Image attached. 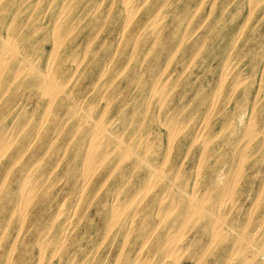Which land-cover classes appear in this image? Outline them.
Here are the masks:
<instances>
[{
	"label": "rangeland",
	"instance_id": "374dc122",
	"mask_svg": "<svg viewBox=\"0 0 264 264\" xmlns=\"http://www.w3.org/2000/svg\"><path fill=\"white\" fill-rule=\"evenodd\" d=\"M121 1L3 3L0 51L16 40L13 62L31 57L38 76L62 3L68 15L53 71L62 90L52 104L27 72L0 85V141L14 140L0 155V264H170L167 250L176 264H225L238 236L246 249L232 264H264V0H134L126 27ZM155 12L165 14L156 27ZM97 121L107 152L82 182L80 150ZM38 128L41 142L15 154ZM9 161L16 168L6 174ZM21 167L35 174L39 195L8 223L16 199L6 204L4 189L19 193ZM214 224L231 233L226 248L210 240Z\"/></svg>",
	"mask_w": 264,
	"mask_h": 264
},
{
	"label": "bare ground",
	"instance_id": "6f19581e",
	"mask_svg": "<svg viewBox=\"0 0 264 264\" xmlns=\"http://www.w3.org/2000/svg\"><path fill=\"white\" fill-rule=\"evenodd\" d=\"M134 0H122L121 1V11L123 12V25L126 27L128 24H130L135 16V12L137 11V8L135 6V4L133 3ZM142 1V0H141ZM37 2V1H36ZM138 2V1H137ZM143 2V1H142ZM248 2V1H247ZM3 3H5V0H0V13H1V10H2V7H3ZM48 3V2H47ZM62 3V2H61ZM98 3V2H97ZM144 3V2H143ZM256 3V2H255ZM85 4V3H84ZM98 4H101V3H98ZM142 4V3H141ZM140 4V5H141ZM30 5V4H29ZM69 5V4H68ZM114 5V4H113ZM198 5V4H197ZM249 5V4H248ZM97 6V5H96ZM60 8V7H59ZM83 8V7H82ZM108 8V7H107ZM106 8V9H107ZM198 8V7H197ZM33 9V8H32ZM66 9V5L65 3H62V10H61V13L60 15L57 17V19L55 20L56 21V29H57V32H56V39H55V44H54V48H53V51L51 52L50 56H49V63H48V66H47V70L40 76L38 75H35L33 72V66H35V62L34 60L31 58V57H28V58H24V60H22L21 62H16L14 63L13 62V54L15 53V51L17 50L18 48V43L16 42V40H12V39H9L7 40V44H8V47L6 48L5 47V52H2L0 51V85H2V88L5 87V84L8 83V87L11 86L12 84H14L15 80L18 78V76H20L21 74H23L24 72H27L29 74H31L32 76H34V79L35 81L37 82V86L39 88V90L41 91V93L43 95H47L48 96V101L50 102V104H52V102L57 98L58 96V91H60V89L62 90V85L60 84V82L58 81V78L55 77L53 75V71L57 68V62H55L54 60L57 59V54H58V47L60 46L58 41H59V37L61 38L62 36V33L64 31H62V27L64 25V21H65V18L66 16L68 15L67 11L65 10ZM111 9V8H110ZM109 9V10H110ZM81 10V9H80ZM209 10V9H208ZM33 11V10H32ZM253 11V10H252ZM67 13L64 14V13ZM110 13V12H109ZM156 13V12H155ZM162 13L161 12H158L156 13L155 17L153 18L154 20L152 21V25L154 27H156V25H158V21L162 18V16H165L164 15H161ZM107 15V14H106ZM263 15V14H262ZM56 16V15H55ZM108 16V15H107ZM207 17V16H206ZM28 18V16L26 17ZM84 18V17H83ZM22 20V19H21ZM31 20V19H30ZM28 21V19H27ZM204 21V20H203ZM66 22V21H65ZM79 23V22H78ZM54 24V23H53ZM71 24V23H70ZM80 24V23H79ZM182 24V23H181ZM18 25V24H17ZM72 25V24H71ZM78 25V24H77ZM40 26V25H39ZM54 26V25H53ZM74 25H72L71 27H73ZM181 26V25H180ZM201 26V25H200ZM37 27V26H36ZM59 27V28H58ZM102 27V26H101ZM123 27V26H122ZM75 28V27H74ZM103 28V27H102ZM35 29V27H34ZM59 29V31H58ZM72 29V28H71ZM124 28H122L123 30ZM142 29V28H141ZM183 29V28H182ZM70 30V29H69ZM13 33L15 32L14 30H11ZM120 31V30H119ZM122 32V31H120ZM141 32V31H140ZM71 32H69L70 34ZM98 33V32H97ZM50 35V34H49ZM181 36V35H180ZM10 37V36H8ZM96 37V36H95ZM117 37V36H116ZM28 38V37H27ZM65 38V37H64ZM120 38V36H119ZM180 38V37H179ZM183 38V37H182ZM61 40V39H60ZM138 40V39H137ZM179 40V39H178ZM179 42V41H178ZM62 43V42H60ZM118 43V42H117ZM263 43V42H262ZM119 44V43H118ZM59 45V46H58ZM89 46V44H88ZM116 46V45H115ZM234 46V44H233ZM232 46V47H233ZM177 48V47H176ZM1 49V48H0ZM115 49V48H114ZM231 49V48H230ZM3 50V49H2ZM113 52V51H112ZM133 52L134 49H133ZM50 53V51H49ZM230 53V52H228ZM84 54V52H83ZM114 54V53H113ZM173 54V53H172ZM176 54V53H175ZM218 54V53H217ZM28 55V54H27ZM78 55V54H77ZM86 55V54H85ZM84 55V57H85ZM146 55V54H145ZM17 56V55H16ZM114 56V55H113ZM169 56V55H168ZM82 57V56H81ZM168 58V57H167ZM85 59V58H84ZM170 60V59H168ZM37 61V59H36ZM166 62V61H165ZM236 65V64H235ZM38 66V64H37ZM107 67V66H106ZM9 69H12L11 73H10V76L9 77H6L4 76L6 73V71ZM45 68V67H44ZM76 68V67H75ZM104 68H105V65H104ZM102 68V69H104ZM224 68V67H223ZM37 69V68H36ZM123 69V68H122ZM38 70V69H37ZM75 70V69H74ZM121 70V69H120ZM232 70V69H231ZM32 71V72H31ZM123 71V70H122ZM139 71V70H138ZM162 71V70H161ZM227 71V70H226ZM8 72V71H7ZM228 72V71H227ZM119 73V72H118ZM126 73V72H125ZM246 74V73H244ZM105 75V73H104ZM127 75V73H126ZM183 75V73H182ZM225 74H222V77H221V80H224L225 78ZM35 76H38L39 78H36ZM118 76V75H117ZM243 77L245 75H242ZM99 77V75H98ZM116 77V76H115ZM247 77V75H246ZM70 78V77H69ZM168 79V78H167ZM235 79V78H234ZM241 81V80H240ZM10 82V83H9ZM223 82V81H222ZM225 82V81H224ZM112 84V82H111ZM218 84V83H217ZM221 84V83H220ZM219 84V85H220ZM94 87V86H93ZM261 87V86H260ZM220 88V87H218ZM6 89H4V92H5ZM34 92V91H32ZM234 92V91H233ZM260 92V90H259ZM149 93V92H148ZM1 94V93H0ZM21 96V95H20ZM195 96V95H194ZM218 96V95H216ZM26 97V96H25ZM101 97V96H100ZM68 101V100H67ZM135 101V100H134ZM254 101V99H253ZM69 102V101H68ZM100 102V101H99ZM139 102V101H138ZM146 103V102H145ZM254 103V102H253ZM16 104V102H15ZM149 104V102H148ZM17 105V104H16ZM36 105V104H35ZM91 105V104H90ZM52 106V105H51ZM107 106V105H106ZM35 107V106H34ZM48 107V106H47ZM124 107V106H123ZM241 107V106H240ZM46 109V108H45ZM12 110V109H11ZM17 110V109H16ZM15 110V111H16ZM31 111V110H30ZM73 111V110H72ZM101 114V113H100ZM134 114V113H133ZM146 114V113H145ZM51 115V112H50V109H46L45 112L42 114V116L40 115V120H47ZM53 115V114H52ZM61 115V114H60ZM64 115V114H63ZM60 116L61 118L63 117ZM157 115V114H156ZM22 116V115H21ZM173 116V115H172ZM69 117H67L68 119ZM240 118V117H239ZM99 120V119H98ZM242 120V119H241ZM54 121H56L54 119ZM95 121V120H94ZM103 121V119H102ZM240 121V119H239ZM248 121V120H247ZM6 122V121H5ZM12 122V121H11ZM108 122V121H107ZM177 122V121H176ZM233 122V121H231ZM66 123V122H65ZM64 123V124H65ZM181 123V122H180ZM12 124V123H11ZM24 124V123H23ZM4 125V124H3ZM81 125V124H80ZM107 125V124H106ZM5 126V125H4ZM21 126V125H20ZM40 126V125H39ZM64 126V125H63ZM62 126V127H63ZM102 126V123L97 121V123L95 124V131L91 133V136L89 141L87 140V142L85 143V145L82 147V149L80 150V153L82 154V157L84 159L83 163H82V174H81V181L82 182H87L88 179H90V176L91 174L94 172L95 170V164L96 162H100L102 161L105 156H106V149L103 148L101 146V142L98 138V129ZM123 126V124L121 125ZM7 127V126H6ZM22 127V126H21ZM24 127V126H23ZM79 127V125H78ZM17 128V127H16ZM60 129H61V126H60ZM105 129V128H104ZM14 129H12L13 131ZM16 130V129H15ZM62 130V129H61ZM60 130V131H61ZM178 130V127H177V124L173 123L170 127V137H173L176 132ZM34 132L32 134L29 135V137L27 138V141H28V146L25 145V147L23 149H19L17 148L15 151V154L19 155V156H22L24 154L25 151H31L32 148L34 147V145L36 146V143L37 142H41L42 140V134L41 132L43 131V129L41 128H38V129H34L33 130ZM93 131V130H92ZM119 131V129H118ZM233 131V130H232ZM101 132V131H100ZM216 132V131H215ZM220 132V131H219ZM75 133V132H74ZM116 133V132H115ZM119 133V132H118ZM196 133V132H195ZM59 134V133H58ZM117 134V133H116ZM200 134V132H199ZM256 134V133H255ZM12 133H9L7 134L6 136H4V138H2V141H0V155L3 154L4 152H6L8 150V148H10L11 144L13 143V139H12ZM125 135V134H124ZM142 136V135H141ZM200 136V135H199ZM117 137V136H116ZM71 138V137H70ZM70 138L67 140V145L70 144L71 140ZM137 138V136H136ZM142 138V137H141ZM175 138V137H174ZM199 138V137H197ZM39 139V140H38ZM54 139V138H53ZM52 139V140H53ZM108 139V138H107ZM119 140V139H118ZM137 140V139H136ZM152 140V139H151ZM174 140V139H173ZM233 140V139H232ZM51 141V140H50ZM49 141V143H50ZM104 141V140H103ZM102 141V142H103ZM62 142V141H61ZM105 142V141H104ZM103 142V143H104ZM167 142V141H166ZM172 142V141H171ZM192 142V141H191ZM190 142V143H191ZM47 143V142H46ZM124 143V142H123ZM128 143V142H127ZM167 143H170V142H167ZM218 143V142H217ZM171 144V143H170ZM109 145V144H108ZM49 146V144H48ZM130 146V145H129ZM66 147V146H65ZM236 147V146H235ZM112 148V147H111ZM129 148V147H128ZM168 148V147H167ZM170 148V147H169ZM139 149V148H138ZM142 149V148H141ZM47 150V149H46ZM65 150V149H64ZM143 151V150H141ZM201 151V150H200ZM64 152V151H63ZM200 153V152H199ZM54 155V154H52ZM242 155V154H241ZM66 156V154H65ZM200 156V155H199ZM141 157V156H140ZM242 157V156H241ZM13 159V158H12ZM112 160V159H111ZM40 161V160H39ZM52 162V160H50ZM55 161V160H54ZM17 161H14V162H8V164H6L5 166V173L7 174L10 170H12L13 168L15 169L16 167L13 165L14 163L16 164ZM36 162V161H35ZM49 162V163H51ZM99 164V163H98ZM53 165V164H52ZM49 166V165H48ZM55 166V165H54ZM239 166V165H238ZM180 168V166H179ZM3 170V171H4ZM19 170V174H18V180L15 181V188H17V190L19 191V193L16 195V196H11L10 192H9V186H5V189H4V200L7 202L6 204L9 205L10 201L13 199H16L15 203H12L13 206H11L10 210H9V214L7 215V218H6V221H10L9 219L12 218L15 214L20 216V217H24V210L29 207L30 205L33 204L34 200L38 197L37 195V190H38V187H37V183L35 184L34 183V177H35V174L30 170V169H27V168H23L22 167ZM145 170V169H143ZM257 170V169H256ZM255 170V171H256ZM39 172V171H38ZM154 172V171H153ZM177 172V171H176ZM41 173V172H40ZM237 173V171H236ZM108 174V173H107ZM152 174V173H151ZM158 175H160L161 173L160 172H157ZM224 174V173H223ZM222 174V175H223ZM4 175V174H3ZM38 176V175H37ZM48 176V175H47ZM151 176V175H150ZM180 176V175H179ZM7 177V180H8V176ZM145 177V176H144ZM159 177V176H157ZM146 178V177H145ZM150 178V177H149ZM234 178V177H233ZM11 179V178H10ZM172 179V178H171ZM174 179V178H173ZM232 179V178H231ZM264 179V178H263ZM36 181V180H35ZM52 181H55V180H52ZM154 181V180H153ZM45 182V180H44ZM183 182V181H182ZM194 182V181H193ZM152 183V180H149V182H147V184L145 185V187L143 188V191L145 190V188H147L150 184ZM173 183V182H172ZM176 184V183H175ZM181 184V182L179 183ZM4 185V182L1 183V186ZM6 185V183H5ZM82 185V184H81ZM80 185V186H81ZM139 185V184H138ZM152 185V184H151ZM41 186V185H40ZM182 186V185H181ZM262 186V185H261ZM177 187V186H176ZM187 187V186H186ZM179 188V187H178ZM183 189V188H182ZM16 190V191H17ZM82 190V188H81ZM170 191V190H169ZM2 192V193H3ZM139 192V191H138ZM145 193V192H144ZM157 194V193H156ZM96 195V194H95ZM145 195V194H144ZM79 196V195H78ZM130 196V195H129ZM136 196V195H135ZM134 196V197H135ZM167 196V195H165ZM182 198V196H181ZM178 199V198H177ZM78 201V200H77ZM9 202V203H8ZM118 202V201H117ZM120 203V202H118ZM76 204V203H74ZM112 204V203H111ZM139 204V203H138ZM120 205V204H119ZM201 205V204H200ZM255 205V204H254ZM114 206V205H113ZM209 206V205H208ZM67 207V206H66ZM137 207V206H136ZM165 207V205H164ZM211 207V206H210ZM63 208V207H62ZM141 209H143L142 207H140ZM205 208V207H204ZM255 208V207H254ZM59 209V207L57 208ZM65 209V208H64ZM218 211V209H217ZM189 212V211H188ZM192 212V211H191ZM253 212V211H252ZM214 213V212H213ZM212 213V214H213ZM132 214V213H131ZM192 214V213H191ZM215 214V213H214ZM249 214V213H248ZM188 215V214H187ZM70 216V215H69ZM120 217V216H119ZM201 217V216H200ZM203 217V216H202ZM201 217V218H202ZM115 218V217H114ZM125 219V218H124ZM141 219V217H140ZM21 220V219H20ZM5 221V223H6ZM69 221V219H68ZM162 221V220H161ZM179 221V220H178ZM263 221V220H262ZM112 222V221H111ZM110 222V224H111ZM125 222V221H124ZM160 222V221H159ZM207 223V221H205ZM239 222V220H238ZM9 223V222H8ZM68 223V222H67ZM130 223V221H129ZM168 223V222H167ZM126 224V223H125ZM205 225V224H204ZM7 226V225H6ZM129 226V225H128ZM232 227V226H231ZM132 228V227H131ZM156 228V227H155ZM171 228V227H170ZM181 228V226H180ZM6 229V228H5ZM66 229V228H65ZM128 229V228H127ZM172 229V228H171ZM19 230V229H18ZM164 230V229H163ZM163 230L161 229V231L163 232ZM154 231V230H153ZM178 231V230H177ZM179 232V231H178ZM108 235V234H107ZM174 235V234H173ZM177 235V234H176ZM45 236V235H43ZM146 236V235H145ZM193 236V235H192ZM202 236V235H201ZM150 237V236H149ZM174 238H172V241L175 242L179 237L177 236H173ZM242 237V236H241ZM125 238V237H124ZM200 238V236H199ZM233 238L231 236V233L228 232L227 230L225 229H220L218 227L217 224H214V229L212 230V233H211V238L210 240L214 241V240H219L220 241V245H225L227 246V241H230V239ZM264 238V237H263ZM63 239V238H62ZM171 239V238H170ZM41 240V239H40ZM48 240V239H47ZM59 240V239H58ZM123 240V239H122ZM187 240L190 241V239L187 238ZM186 240V241H187ZM207 240V239H206ZM205 240V241H206ZM209 241V240H207ZM48 243V242H47ZM123 243V242H122ZM189 243V242H188ZM110 244V243H109ZM108 244V245H109ZM143 244V243H142ZM159 244V243H158ZM187 244V243H186ZM211 244V243H210ZM210 244H207L208 246V249L212 246ZM250 244V243H249ZM61 244L59 243V246ZM10 246V245H9ZM186 246V245H185ZM222 247V249L224 248ZM261 247V246H260ZM174 248V247H172ZM226 248V247H225ZM246 247L244 244H242V241H240V237L238 236V238L236 239V242H235V245L233 246L232 250H228L227 252L229 253V255H231V259L234 258L233 256L236 255L237 253L245 250ZM58 250V249H57ZM252 251V250H251ZM258 251V250H257ZM43 252V251H42ZM140 252V251H139ZM177 252V251H176ZM261 252V251H260ZM44 253V252H43ZM146 253V252H145ZM12 254V253H11ZM56 254V253H55ZM166 256L170 257L169 258V261H170V264H176V258L177 256H173V252L172 250H167L166 251ZM189 254V253H188ZM250 254V252H249ZM8 255V253H7ZM139 255V254H138ZM137 255V257H138ZM248 255V254H247ZM246 255V257H247ZM94 256V255H93ZM134 257V256H133ZM142 257V256H141ZM150 257V256H149ZM93 258V257H92ZM91 258V260H92ZM132 258V257H131ZM225 258V257H224ZM82 259V258H81ZM228 260L225 264H232V260ZM245 260L247 258H244ZM131 260V259H130ZM149 260V259H148ZM115 261V260H114ZM146 261V260H145ZM129 262V261H128ZM185 263L184 264H191L190 262H188V259L184 261ZM9 263V262H8ZM133 263V262H132ZM146 263V262H145ZM197 262H195L194 264H196ZM169 264V263H168ZM235 264V263H234Z\"/></svg>",
	"mask_w": 264,
	"mask_h": 264
}]
</instances>
